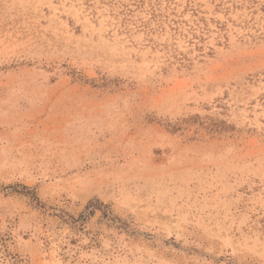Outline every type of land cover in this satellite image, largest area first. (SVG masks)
Returning <instances> with one entry per match:
<instances>
[{
    "label": "rangeland",
    "instance_id": "rangeland-1",
    "mask_svg": "<svg viewBox=\"0 0 264 264\" xmlns=\"http://www.w3.org/2000/svg\"><path fill=\"white\" fill-rule=\"evenodd\" d=\"M0 264H264V0H0Z\"/></svg>",
    "mask_w": 264,
    "mask_h": 264
}]
</instances>
